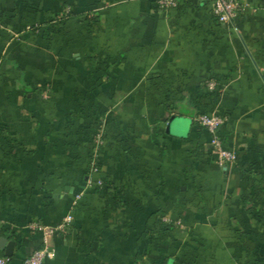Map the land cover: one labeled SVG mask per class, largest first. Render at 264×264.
<instances>
[{
	"label": "crops",
	"instance_id": "0c3cea01",
	"mask_svg": "<svg viewBox=\"0 0 264 264\" xmlns=\"http://www.w3.org/2000/svg\"><path fill=\"white\" fill-rule=\"evenodd\" d=\"M237 1L222 24L210 0H0L10 264L67 216L47 264H264V0ZM211 114L228 167L195 122Z\"/></svg>",
	"mask_w": 264,
	"mask_h": 264
},
{
	"label": "built area",
	"instance_id": "2783aa9c",
	"mask_svg": "<svg viewBox=\"0 0 264 264\" xmlns=\"http://www.w3.org/2000/svg\"><path fill=\"white\" fill-rule=\"evenodd\" d=\"M212 2V14L222 24H231L233 20L239 16L245 9L237 0H210ZM180 0H157L158 8L166 11L178 6ZM213 88V84L210 85ZM195 122L203 127L210 135V148L216 154L217 161L221 167H228L235 163L236 152L228 150L224 147L218 131L224 124L225 120L216 115H199ZM104 128L101 127L95 139V153L91 163V173H98L97 156L100 147L103 145ZM98 185L102 186L103 182L98 181ZM72 216L65 217L57 226H47L41 223H33L29 228L38 231L43 236L44 246L34 251L24 262V264H47V259L52 257V252L48 246V241L58 233H65L71 227ZM11 258L0 256V264H10Z\"/></svg>",
	"mask_w": 264,
	"mask_h": 264
},
{
	"label": "water",
	"instance_id": "95a60500",
	"mask_svg": "<svg viewBox=\"0 0 264 264\" xmlns=\"http://www.w3.org/2000/svg\"><path fill=\"white\" fill-rule=\"evenodd\" d=\"M179 117L173 116L169 122V129L179 124ZM15 242L8 241L5 238L0 239V249L5 253L6 257H13Z\"/></svg>",
	"mask_w": 264,
	"mask_h": 264
},
{
	"label": "trees",
	"instance_id": "16d2710c",
	"mask_svg": "<svg viewBox=\"0 0 264 264\" xmlns=\"http://www.w3.org/2000/svg\"><path fill=\"white\" fill-rule=\"evenodd\" d=\"M93 158V157H92Z\"/></svg>",
	"mask_w": 264,
	"mask_h": 264
}]
</instances>
